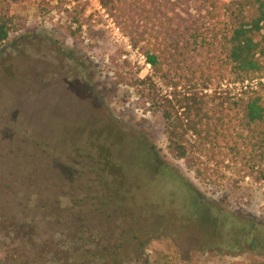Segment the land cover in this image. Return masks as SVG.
Instances as JSON below:
<instances>
[{"label": "rangeland", "instance_id": "rangeland-1", "mask_svg": "<svg viewBox=\"0 0 264 264\" xmlns=\"http://www.w3.org/2000/svg\"><path fill=\"white\" fill-rule=\"evenodd\" d=\"M218 15L227 19L224 9ZM0 18L9 23L0 45V264H61L72 240L91 247L93 233L101 248L123 224L140 236L120 251L140 258L128 264H264L257 151L196 152L194 169L174 158L162 116L139 108L114 72L119 65L123 74L140 69L144 77L151 66L99 0H0ZM107 159L122 171L106 168ZM161 164L199 199L197 217L175 202L163 229L157 219L177 180L162 174ZM119 188L125 206L101 197ZM185 194L177 190L179 199ZM216 205L238 215V224L250 217L261 242L232 249L230 226L217 241ZM131 211L124 223L120 214ZM82 225L90 227L84 235Z\"/></svg>", "mask_w": 264, "mask_h": 264}, {"label": "trees", "instance_id": "trees-1", "mask_svg": "<svg viewBox=\"0 0 264 264\" xmlns=\"http://www.w3.org/2000/svg\"><path fill=\"white\" fill-rule=\"evenodd\" d=\"M99 1L151 66L152 72L144 77L140 69L123 74L119 65L114 72L120 83L133 89L139 108L162 116L169 153L194 169L196 152L218 154L227 146L241 153V145H252L264 178V0ZM222 9L226 20L218 15ZM8 24L0 18V45L8 39ZM147 152L152 162V149ZM105 166L115 168L118 174L122 171L109 159ZM159 171L173 176L177 186L172 198L164 197L167 212L157 219L158 228L170 224L168 213L175 202L178 208L186 206L189 216L197 217L199 199L192 188L170 165L161 164ZM196 171L201 173V169ZM179 189L186 193L183 199L177 197ZM107 196L108 202L125 206L126 195L120 188L101 195L104 199ZM212 209L218 216L217 241L224 240L230 226L232 249H241L249 242L246 248L251 250L261 242V227L250 217L238 224V215L226 213L217 205ZM120 217L128 223L133 220L132 211ZM83 226L79 229L82 235L90 229ZM91 234L94 246L77 245L72 240L61 264H128L140 259L120 253L140 238L130 224H123L119 234L109 233L104 238L108 243L101 248V239ZM146 245L141 242L139 246L144 250ZM167 258L163 255L159 260Z\"/></svg>", "mask_w": 264, "mask_h": 264}]
</instances>
